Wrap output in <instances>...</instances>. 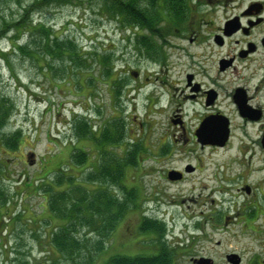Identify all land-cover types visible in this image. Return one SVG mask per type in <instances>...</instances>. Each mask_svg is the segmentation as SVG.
Returning a JSON list of instances; mask_svg holds the SVG:
<instances>
[{
  "label": "rangeland",
  "instance_id": "obj_1",
  "mask_svg": "<svg viewBox=\"0 0 264 264\" xmlns=\"http://www.w3.org/2000/svg\"><path fill=\"white\" fill-rule=\"evenodd\" d=\"M34 1L0 0V100H5L4 107L8 112L0 127V186L9 196L8 204L0 207V264H106L115 254L126 255L132 249H137L128 240L127 210L110 237L92 232L77 223L74 232L80 239V255L75 262L65 258L52 244V236L67 220L51 212L49 203L63 206L64 212L70 211L71 214L80 195L73 189L62 194L69 189V182L63 179L65 181L62 183L60 179L63 176L58 179V171L67 168L68 172L64 174L75 177L72 183L80 184L84 190L81 198L85 196L86 200L93 201L94 196L96 198L98 195L94 191L104 189L112 198L122 200L126 207L125 187L132 176L129 168L132 164L125 166L122 179L116 184L102 179L93 182L91 178L98 170L99 154L93 138L83 135L88 134L91 124L95 137H99L105 125L118 120L125 128L126 137L124 143L114 148V152L124 158L126 149L134 151L141 148L135 162L153 158L151 154L146 155L144 149L160 134L170 132L173 112L170 110L168 115L158 113L155 118L148 116L152 103L157 96L161 98L163 92L172 97V83L180 70L185 69L179 60H185L188 63L186 66H190V58L176 57L172 37H147L156 43L158 52L155 55L136 51L142 50L137 42L146 43V39L143 36H139L137 41L130 39L132 32L129 29L134 27V23H120L116 20L119 18L104 11V0H58L48 6ZM159 1L168 4L164 5L165 8H173V0ZM143 7L147 14H151V5ZM22 21L29 23L32 29L21 25L14 30L12 25ZM39 25L49 30L52 38L55 36L61 41H74L77 49L68 54L72 59L77 58L78 54L86 55L85 65L77 69L68 64L70 59L67 54L66 57H56L46 55L44 51L42 53L39 46L44 44V35L33 30ZM5 26L8 29H4ZM167 42L170 44L168 47L165 46ZM12 47L23 48L24 51H14ZM104 59L108 61L106 68L100 63ZM169 67L173 69L168 71ZM132 71L146 72L150 82L141 79L135 82ZM178 78L182 79V76ZM137 88L139 91L134 92ZM171 99L173 105L176 99ZM166 101L167 97L162 98L160 104L166 105ZM186 111L190 115L191 107ZM88 122V125L82 126ZM15 132L22 134L15 136ZM128 141L136 142L139 146L129 148ZM19 142V147H12ZM4 143L8 144L7 148ZM74 146L86 149V153L91 154L80 166L71 159ZM109 148L104 146L105 150ZM186 154L183 157L180 154L177 158L174 156L173 161L168 162L174 165L193 162L194 154ZM203 155L208 169L205 175L219 172V164L225 158L224 152H206ZM214 175H211L212 180L204 183L206 194L209 193L208 188L222 186L219 181L213 180ZM190 186L191 183L187 182L184 187ZM180 187L175 186L176 189ZM171 193L175 195V190L172 189ZM169 212L174 215L175 234L183 237L180 226L188 222V218L178 216L174 209H169ZM136 216V213L133 214V221L137 220ZM254 227L257 232L264 233V216L257 219ZM167 228L168 231L173 230L172 225ZM243 232V229L231 227L223 236L220 233L210 236L212 243L223 241L219 253H240L246 248L253 251L255 248L260 253L261 245L258 247L256 243H262V240L257 237L264 235ZM100 240L104 243V249L92 254ZM188 257L184 256L179 264H190ZM218 262L225 264L223 259Z\"/></svg>",
  "mask_w": 264,
  "mask_h": 264
},
{
  "label": "flooded vegetation",
  "instance_id": "obj_2",
  "mask_svg": "<svg viewBox=\"0 0 264 264\" xmlns=\"http://www.w3.org/2000/svg\"><path fill=\"white\" fill-rule=\"evenodd\" d=\"M172 7V14L162 10L159 21L158 29L167 34H151L149 27L138 26V35L146 38L172 37L176 57L190 58L191 65L179 60L185 69L178 73L182 79L172 83L175 103L163 92L148 115L155 118L172 110L170 132L148 142L144 151L153 158L129 167L126 230L137 249L126 255L166 257L171 264L188 255L190 264H219L221 259L234 264L230 256L237 254L239 264H264V237H257L262 240L256 243L260 253L255 248V253L249 248L219 253L223 241L212 243L210 236H223L231 227L264 235L254 227L264 216V0H174ZM149 47H143L145 54ZM131 74L135 82H150L146 72ZM166 97V105H161ZM217 151L225 154L220 171L205 175L203 154ZM186 153L194 154L193 162H168ZM211 175L222 186L208 188L206 194L204 183ZM187 182L190 187H184ZM169 209L188 218L180 226L183 237L175 234ZM168 225L173 230L168 231Z\"/></svg>",
  "mask_w": 264,
  "mask_h": 264
},
{
  "label": "trees",
  "instance_id": "obj_3",
  "mask_svg": "<svg viewBox=\"0 0 264 264\" xmlns=\"http://www.w3.org/2000/svg\"><path fill=\"white\" fill-rule=\"evenodd\" d=\"M57 1L58 0H35L33 3L39 2L44 4V6H48V4ZM144 1H152L153 3L148 4L151 5L154 9V7L156 8V2H158L159 0H104L105 9H103V7L102 9L108 14L119 18L116 20H119L120 23H136L141 24L142 26L151 27L153 24L154 16H151V14L146 13V8L143 7L145 3H141ZM146 7H148V5H146ZM25 9H27V13L28 7ZM157 14L158 13H156L155 15ZM4 22L6 23L7 21L4 20ZM2 24L4 25L3 22ZM21 25H24L28 29L31 28V25L24 21H22L18 25H12V27H14L13 29L16 30V26ZM4 29H8V26H5ZM33 30L40 31L44 35V44H42L43 46H39L42 53L44 51L46 55H54L56 57H66L68 55L70 59L68 64L72 67H76L77 69L81 68L82 65H85V63L87 62L84 60L86 57V55L84 54H78L77 58L73 59L68 54L72 51H76L77 49V45L74 43V41H61L59 40V37L55 36L54 38H52L51 32L45 29L43 25L35 26ZM29 33L32 34L31 31H29ZM15 43L18 44L17 41ZM12 50L24 51L23 48L16 49V47H12ZM103 61L100 63H102L103 68H106L108 61L106 59H104ZM1 101L2 100H0V102ZM4 105L5 100H3L2 105H0V127L3 126L6 116L8 114ZM88 124L89 122L82 124V126H86ZM121 124L122 123L120 121L115 120L114 122L105 125L106 127L102 131L100 130L101 133L99 137H95V132L93 131L94 127L90 126L91 124L89 125L90 130L87 127L85 128L89 130V132L88 134L84 133L85 135L83 136H85V138H87L86 136L93 138L94 144L96 145L99 154L97 155V158H99L98 170L93 174L91 178L93 182H98V179H102L107 182H113L116 184L122 179L123 170L125 169V166L129 163L131 164L136 161V155L138 154V151L140 149L135 150L133 152H131L129 149H126L124 153L126 154L127 152V155H124V158H122L119 153L114 152V148L119 144L121 145L125 141L126 135L124 134L126 131L125 128H123L124 126ZM79 126L82 127L81 125ZM75 128L77 129V125L75 126ZM21 134V132L14 133L15 136ZM16 140L17 138L15 139V141ZM4 145L6 146V148L8 147L7 143H4ZM17 145L19 147L20 142L12 147L16 148ZM100 145H102V148H100ZM104 146H110V148L108 150H105ZM121 151H123V149H121ZM86 152V149H79L74 147V149L72 150V161L79 166L85 163V158L87 156H91V154ZM66 169H62L63 171H58L57 174L58 179L59 177L63 176V178L60 179L62 183L65 180L69 182V189L63 191L62 194H66V192L73 189L74 192L76 191V193L80 195V199L77 205H75L74 209L71 211V214L70 211L64 212L63 206H53L51 203H49L51 212L59 216L61 219L67 220V223H65L64 225L62 224L59 227V230L55 232V234L52 236V244L55 246L58 252L62 254L65 258H68L69 260L75 262V260H77V258L79 257L82 248L80 239L76 236V232H74L76 230V224L78 223L83 227H87L91 229L92 232H99L104 237H110L111 234H113L114 229L117 227L119 220H121V218L124 216L126 209L122 200L117 197L112 198L111 194L104 189H97L94 191V194L97 193L98 195L96 196V198L94 196L93 201L86 200L87 198H85V196L81 198V194L83 195L82 192L84 191L83 187L80 186V184L72 183V179H75V177L66 176L64 174V172H68ZM63 179L65 180L63 181ZM59 194L61 195V193ZM63 198L61 199V201H63ZM8 201V193L4 188L0 186V207L8 204ZM103 244L104 243L102 240L98 241L97 246L93 248L94 250H92V254L96 252L99 253V251H102L104 249ZM106 264H171V261L166 257L161 258L160 256L136 258L124 255H116V257L111 256Z\"/></svg>",
  "mask_w": 264,
  "mask_h": 264
},
{
  "label": "water",
  "instance_id": "obj_4",
  "mask_svg": "<svg viewBox=\"0 0 264 264\" xmlns=\"http://www.w3.org/2000/svg\"><path fill=\"white\" fill-rule=\"evenodd\" d=\"M233 257H235L234 255H232ZM199 264H210V263H199ZM235 264H238L237 262Z\"/></svg>",
  "mask_w": 264,
  "mask_h": 264
}]
</instances>
